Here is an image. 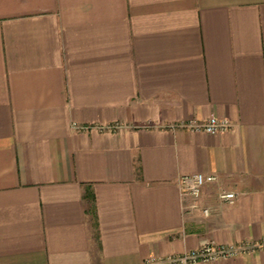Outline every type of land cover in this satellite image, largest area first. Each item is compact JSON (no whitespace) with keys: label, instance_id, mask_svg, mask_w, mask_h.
<instances>
[{"label":"crops","instance_id":"crops-1","mask_svg":"<svg viewBox=\"0 0 264 264\" xmlns=\"http://www.w3.org/2000/svg\"><path fill=\"white\" fill-rule=\"evenodd\" d=\"M211 115L231 128H168ZM263 240L264 0H0V264Z\"/></svg>","mask_w":264,"mask_h":264},{"label":"built area","instance_id":"built-area-1","mask_svg":"<svg viewBox=\"0 0 264 264\" xmlns=\"http://www.w3.org/2000/svg\"><path fill=\"white\" fill-rule=\"evenodd\" d=\"M231 126L232 124L227 118H220L215 115H211L203 121L190 119L187 121L171 123L168 125V128H184L190 131H201L216 134L230 129ZM115 127H117L115 124L106 126V128L110 130ZM216 180L217 175L211 173L196 172L181 176L179 179L180 192L183 196L191 198V201L186 207L190 210L200 209L204 216H208L211 213V208L209 206L199 205L197 198L199 197L202 188L207 183H211ZM236 195V192L232 190H221L218 193L220 200L227 203H233ZM257 248H264V240L242 242L236 245L219 244L214 241H208L198 248L189 249L179 253H170L166 255L150 254L142 261L141 264H189L195 262H209L237 256Z\"/></svg>","mask_w":264,"mask_h":264}]
</instances>
